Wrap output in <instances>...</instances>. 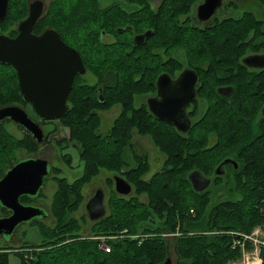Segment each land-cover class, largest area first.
<instances>
[{
    "label": "flooded vegetation",
    "instance_id": "1",
    "mask_svg": "<svg viewBox=\"0 0 264 264\" xmlns=\"http://www.w3.org/2000/svg\"><path fill=\"white\" fill-rule=\"evenodd\" d=\"M50 2L52 5L55 3L54 0ZM177 2L191 6V13L188 12L189 15L183 21V26H186L185 22L190 20L191 28H185L186 31L190 35L194 32L204 34L202 40L207 42L219 40L222 34L226 42H233L227 27L232 20L233 23H242L244 32L239 38L233 37L238 39L237 44L233 45L237 49L224 52L221 49L187 51L182 45L168 49L164 35L159 40L150 41L156 37L153 28L148 26L135 32L134 21L142 22V17L148 19L152 9H174ZM242 2L243 12L235 17V6ZM106 4L103 5L106 9L112 8L118 12L119 16L115 15L117 19L128 16L129 21L124 26H117L115 33L105 30L103 34L91 37L92 45L81 40V37L76 38L67 28L64 37L60 34L67 45L77 50L84 65L83 72L75 73L71 89L76 87L75 95L71 96L69 91L66 104L68 110L63 116L65 118L68 115L67 118L73 120L69 113L77 104L82 115L79 117L81 119L75 120L97 123L94 130L103 135H107L117 124H126L124 129L128 139L124 151L128 160L123 163L121 170L111 172L109 182L107 177L105 183L113 181V188L109 192L113 189L118 197L132 200L134 205L138 200L141 208H152L151 213L159 217L157 226L151 223L143 228L155 232L149 234L165 244V255L156 264H188L187 259L178 252V246L181 251L194 254L192 264H199L196 256V237L199 235H195L199 231L190 230L188 223L197 221L202 210L211 207L210 204L213 207H226L229 202L240 200L246 185V179L240 176L246 172L241 169L239 162L244 154L252 151L250 146L245 145L247 140L252 139L261 143L264 137V0H111ZM73 7L74 4H70L69 11ZM141 10L144 15L139 13ZM72 19L77 20L75 16ZM106 50L110 52L100 55L97 52ZM221 109L229 116L226 120L240 125L244 130L237 133L228 131L227 143L232 146L219 153L220 148L212 147L219 134V123L211 119H216L217 111ZM110 121L111 125L105 131L100 130L103 123L106 125ZM200 127L204 130L202 136L199 133ZM166 130L172 132L178 140L191 139L190 143L198 144L197 138L205 137V143L209 145L185 146L176 150L175 144L157 140L163 139ZM71 146L79 154V149ZM254 149L256 153L260 152V148ZM179 151L189 153L177 158L179 167L186 168L189 164L204 160L210 165H204V170L195 166L188 173V179L182 181L188 185L199 207L187 203L174 205L173 198L163 199L159 196L151 198L144 195L147 202L141 200L143 185L151 184L153 175L161 171L168 161L173 164L170 155H178ZM132 167H138L139 171L132 172ZM195 170L204 176L203 181L189 178ZM101 173L88 182L91 186L97 181L94 186H98L95 192L85 196L83 209L88 216L90 213L85 208L86 204L98 190L104 192L106 205L108 192L103 187L105 184L99 183L102 181ZM132 175H141V178H129ZM117 177L127 183L121 185V188L130 186L128 193L117 190ZM207 181V186L201 189ZM261 208L260 202L258 212L262 215ZM147 215L148 212L143 216ZM161 224L170 226L171 230L165 228L164 232L157 233ZM138 226L136 222V230ZM147 238L140 234L132 236L138 245L143 244Z\"/></svg>",
    "mask_w": 264,
    "mask_h": 264
},
{
    "label": "trees",
    "instance_id": "2",
    "mask_svg": "<svg viewBox=\"0 0 264 264\" xmlns=\"http://www.w3.org/2000/svg\"><path fill=\"white\" fill-rule=\"evenodd\" d=\"M27 1L28 0H9L8 15L6 19L0 22V25L2 24V27H4L10 20H18L26 17L25 15L28 13L29 8V3H27ZM54 1L55 3L57 2L56 0ZM74 2L73 13H71V15L76 14L75 18L77 17L78 20L80 19L81 25H86V22L96 20L94 23L99 33L100 29H115V25L112 24L113 18L108 14V11L111 10L107 8L101 11L100 0H74ZM64 3L65 1L61 0L60 4L57 6L54 13L55 17L51 15L54 9L51 8L52 4H49L43 16L38 20L35 26V33H41L51 27L64 37L66 27H64L65 20L63 13H65L64 10H66V12L70 10V6L68 7V5ZM157 12L159 11H156V13ZM166 12L168 13L166 14L167 18L173 13L171 10H167ZM159 14L160 12L155 16L152 10H150V16L147 17L151 19L149 27L154 29V36L158 35ZM153 16L157 17L156 20H154ZM78 28L80 29L81 26ZM84 29L86 30V27H84ZM227 29L231 35L230 38L236 41L237 44L238 39L233 37L239 38V36L242 35V32H244L243 24L232 22ZM97 31L91 29L90 34L87 33V36H97ZM178 32V35H182L184 39H186L189 34L187 31L186 34L180 30H178ZM16 34L17 31L11 36ZM172 35H175V31H173ZM166 40L168 49H173L178 45H182L179 44V42H181L180 37H176L174 41H170L168 38H166ZM185 42L188 48L184 45V49H197L194 43L189 44V42ZM210 43L211 42H205L207 46H202L200 50L206 51L208 48V50L220 51L221 49L222 51L225 46L229 44L225 41H214L213 44ZM230 45L231 47L229 50L237 49L236 45ZM17 80L18 76L16 69L10 64L0 63V107L18 103L20 105L23 104L22 106L27 105L20 94L19 81ZM126 81L127 80L124 82ZM75 88L76 87H73L71 96L75 95ZM69 114L71 118H74L73 120H69L67 118L68 115L65 117L66 119L64 116L59 119L70 129L68 144L66 143L65 146H62V150L71 147V145L79 149L78 157H80L81 162H83V168L81 169L82 173L70 183L64 177L59 178L57 182L59 185L53 196L54 202L50 210V212L56 216L57 222H55L56 224L53 227H47L46 225L40 226L42 230L41 234H44L45 237L43 243L34 244L35 246L25 245L28 248H32L30 249L31 257H25L24 254L20 257L18 251L14 253L18 255L23 264H156V261L158 259L162 260L165 255V244L160 243L159 239L147 238L141 245H138V241H133L132 238L108 239V243L104 241L100 246L99 240L89 237L79 238L80 235L72 234L73 231L81 229V223L78 222V219L74 218V215L85 200V196L83 195L85 184L97 176L102 169H106L109 172L122 169L123 163H126L128 160L124 151V148L127 147L126 141L128 138L124 129L126 124L120 123V126L117 124L116 127L114 126L111 128V131L107 135H103L94 130L97 123L75 120V118L81 119L79 117L82 115L77 104H75ZM5 120L11 119L6 118L0 122V177L11 165L21 160L16 159V153L19 149L33 151L38 147V143H40L31 133H28L27 130L21 138L14 136L5 126ZM41 122L43 123L45 121H40V124ZM218 133V137L212 146L214 148H222L225 145V139L223 138L225 135L219 137L221 131ZM197 139L199 140L198 144L190 143L191 139L189 138H187L186 141L184 139L178 140V138L172 135V132L166 130L165 133H163V139L157 140L165 141L168 144H175L176 150H178L177 148L185 146H207L202 144L205 143L202 139ZM255 140L256 139L247 140L248 143L245 147L250 146L252 151L244 154L239 162L241 169L246 172L245 176L251 181L250 185H245V188H243L244 193L240 200L236 199L235 202H229L226 207H213L210 204L211 207H205V209L202 210V214L198 216L199 219L197 221L188 223V228H190V230L199 229L203 231L202 235L196 237L198 243L196 256L199 264H226L228 259L235 255L231 246L232 235L229 232L231 230L248 232L256 224L262 222L261 220L264 215L258 212V197L261 194L262 196L264 195V156H261L263 155L262 152H255L254 148H256L259 143H256ZM250 142H252V144L248 145ZM178 153V155H170V160L173 164L168 161L163 165L164 167L161 171L153 175V182L147 185L149 190H142H145V193L151 198L154 196H159L163 199L173 198L174 205H183L187 203L189 206L193 205L199 207L198 204H196L197 200L190 193L188 185L184 184L182 181L188 179V173L195 166L204 170V165H209V163L207 160L196 161L193 165H190L191 169L188 170L187 166L186 168L179 167L176 162L178 157L189 155V153H183L181 151ZM63 155L61 157L66 163L69 161L72 162V155L70 153L66 152L63 153ZM222 155L225 156L227 154ZM141 170L143 171V168ZM131 171H139V168L132 167ZM133 177L134 175L129 178ZM134 178H141V175H136ZM110 180L111 177L108 178V182ZM110 194H112L114 198L113 201L109 203V212L99 220L90 223L92 225L91 230L94 232L93 234H115L124 230L125 226L129 227L128 233L130 231L135 232L136 228L133 226V223L136 222L140 215L143 216L147 213V208H141L139 206L140 204L136 203L137 200L134 205L132 200H128L125 197H118L113 189L110 190ZM115 196L117 197L116 199ZM36 197L37 196L24 195L21 197V200L23 203L33 204L32 201L35 200ZM0 209H3L1 212L5 213L2 215H7L9 213L1 205ZM180 210H184V208ZM48 216L49 213L46 217ZM42 218L43 217H39L37 219ZM82 218L86 219L85 216ZM155 225L157 226V224ZM209 230L213 231V233H205ZM76 236L78 237L67 242L68 239ZM220 241H223L224 244ZM46 246L50 247L45 248ZM98 246H100L101 249ZM106 246L112 247V252L108 253L104 251L107 250ZM3 248L5 249V247ZM178 251L181 253L180 246H178ZM183 252L190 254L185 250H183ZM261 253L263 258L262 264H264V248H262ZM9 262L10 253L8 251L1 253L0 251V264H9ZM188 264H192V262Z\"/></svg>",
    "mask_w": 264,
    "mask_h": 264
},
{
    "label": "rangeland",
    "instance_id": "3",
    "mask_svg": "<svg viewBox=\"0 0 264 264\" xmlns=\"http://www.w3.org/2000/svg\"><path fill=\"white\" fill-rule=\"evenodd\" d=\"M30 1H33V0H28L27 3L30 4ZM50 1H52V0H43V2H45L44 12L46 11V8L49 6V4L51 3ZM56 1H57L56 3L51 5V8L54 9V12H52L51 14L54 17H55V14H54L55 10H56L57 6L60 4L61 0H56ZM63 1H65L64 4L69 5V6H70V4H75L74 0H63ZM110 1L111 0H100V3L102 4V6L100 7L101 8L100 10L104 11L106 9V7H105L107 5L106 3L110 2ZM129 1H132V0H121V2H129ZM249 1H255V0H249ZM243 3L244 2L240 3L239 6H235L236 7L235 8V17H239L241 15V13L243 12V9H244ZM176 4H177V7H174V9H171V12H173V13L170 14L169 18L166 17V14H168L166 11L170 10V8L165 9V11L164 10L159 11L160 14H159V19H158V23H159L158 35H155L156 37L151 38L150 41L159 40V39H161L160 37H162V35L166 36V38H168L170 41H174V40H176V37H180V41L182 43L179 42V44H182L183 47L186 44L185 41H187V42H189V44L194 43L195 48H197L198 51H200V48L202 49V46H204V45L207 46V44H205V42H207V41L202 40L203 37L205 36L204 34L194 32V34H191V35L188 34L186 39H184L182 37V35L181 36L178 35L179 34L178 30H180L181 32L186 34V29L191 28V26H189L190 20L185 22L186 26H183L184 19L189 15L188 12L191 13V9H190L191 6H188V5L184 6L182 3H178V2ZM103 5H105V6H103ZM109 9L111 11H108V14L112 16V18H113L112 24L115 25L114 26L115 28H117V26H124V24H126L129 21L128 16H126L125 18L116 19L115 15L119 16L118 12L116 10L115 11L112 10V8H109ZM64 11H65V13H63L64 14V20H65L64 21V27H66L68 31L70 30V32L72 34H74V36H76V38L81 37L80 38L81 40H84L88 45L89 44L92 45L93 40L90 39L92 36H90V37L87 36V33L90 34L91 29H95L97 31V27L94 23L96 20L86 22V25H84V24L81 25L82 23H81V21H79L77 19V17H76L77 20L72 19L73 16H76V14L71 15V13H73V10H71V11L68 10L67 12H66V10H64ZM156 11L157 10L152 9V12H153V14H155V16L157 13H159V12L156 13ZM120 12L123 15L122 10ZM28 13H29V8H28ZM139 13L144 15V12L142 10ZM70 16H71V18H70ZM155 16H153L154 20H156V18H157ZM26 17L18 19V20H15V19L10 20L6 25H4V27H2V24H1L0 25V34L3 33V34H8V35H13L16 31H18L17 28L19 27L20 22L22 20H24ZM231 22L229 24H231ZM78 24H79V26H81L82 29L78 28L79 27ZM150 24H151V19H146L145 17H142V22L141 21H139V22L134 21V23H133L134 28H135V32L142 31V30L146 29ZM84 27H86V30L84 29ZM103 31H105V30L100 29V33L97 31L98 35L103 34ZM106 31L115 33V29L106 30ZM173 31H175V35H172ZM37 34H40V33H37ZM118 34H121V33L118 32ZM225 38L226 37L222 34L220 36V39L216 40V41H220V42L225 41L226 42ZM230 39H232V38H230ZM210 44H213V41ZM230 44L234 45V44H236V41L229 42V44L227 46H225V48L222 50V52H224V50L225 51L229 50V48L231 47ZM185 46H186V48H188L187 45H185ZM87 50L89 51V49H87ZM186 50L187 51H193V49H190V48L186 49ZM207 50H208V48L206 49V51ZM208 51H212V49L208 50ZM97 52L100 55V54H104V53H107L110 51L106 50V51H97ZM123 76H125V75L123 74ZM16 105H20V104L18 103ZM22 105H20V106L24 107L26 109V111L32 117H34V119H37V117L35 116L32 108L30 106H28V105L22 106ZM217 112H218L217 118L216 119L213 118L211 120H214L215 122L219 123L218 128H219V131H221V134L219 135V137H222L223 135H225L223 137L225 139V145L222 148H220V150H219L220 151L219 153H221V152H225V149L232 146V145L227 143V140L229 139L228 131L232 130V132L237 133L236 131L241 132L242 130H244V128L238 124H235L232 121L226 120L229 116L227 115L226 112L223 111V109H221L220 111H217ZM110 125H111V121L108 122L106 125H105V123H103L102 129H100V130L105 131L104 129H106ZM5 126L11 132V134H13L14 136H16L18 138L23 137L25 132H26V130L21 125H19L18 123L14 122L12 120H5ZM41 126L44 130L43 132L45 133V140L41 143H38L39 144L38 147L36 149H34L33 151H28L27 149H19L16 153V159L19 160L22 158H27L29 156H38V157L46 158L49 160L51 166L53 167V169L51 170L52 172H51L50 176L48 177V179L46 180V183H45L46 185H45V187L43 186L40 195L37 196L36 199L32 201L33 204L39 205V206L43 207L45 210H47L49 213V216L42 218V219H35L36 221L33 220V221L24 222V223L19 224L15 230L13 237H11V238L8 236L6 237V236L0 235V247H1L0 249H2L1 251H3V253H5L7 251L10 253L9 264H23V263H21L22 260L14 252L18 251L20 253V257H21L22 256L21 249L23 247H25L26 244L35 246L37 244L43 243V239L45 237H44V234H41L42 230H41L40 226H45V225L47 227L48 226H50V227L55 226V224H56L55 222H57V219H56V216L53 215L52 212H50V210L52 209V204L54 202L53 196H54V194L58 188V185H59L57 183L59 178L64 177L70 183L74 179H76L78 176H80L82 173L81 169L83 168V162H81L80 157H78L79 154L77 152V149L72 148V146H71L70 148L67 147V148L62 150V146H65L66 143L68 144V140L70 138L69 128L67 126H65L59 119L45 121L44 123H41ZM119 126H120V124H119ZM235 128H236V130L234 131ZM203 131L204 130L202 129V127H200L199 133L201 136H202ZM204 138L205 137L200 138V139L206 141V139H204ZM259 143H260V141H259ZM259 143L256 147L260 148V152H262V154H263L261 156H264V138L262 139V142L260 144ZM139 144H141V141ZM202 144L207 145V146L209 145V143L208 144L202 143ZM241 145H243V144H241ZM66 152L70 153L72 155L71 156L72 162L69 161L68 163H66L64 161V159L61 157L63 155V153H66ZM190 165H193V163L188 165V170L191 169ZM101 172L102 173H101L100 177H101L103 182L100 181L99 183L105 184L103 187L108 192V194L105 198V203L107 206L106 208H107V213H108L109 212V208H108L109 203H111L113 201V198H114L113 195L110 194V192H109V189L113 185V181H111L110 183H107V182L105 183V181H106L107 177L108 178H109V176L112 177V174H111V172L107 171L106 169H102ZM245 175L240 176V178L241 179L245 178L246 179V185H250L251 181ZM96 183H97V181H96ZM96 183H93L90 186L87 182L84 186V194L83 195L88 196V194L95 192V190L98 188V186H94ZM86 186H87V188H86ZM142 189L149 190L147 185H143ZM145 192L146 191L143 190V192H141V194L143 196L147 195V193H145ZM111 195H112V197H111ZM143 196L140 199L146 200V202H147L146 197L145 196L143 197ZM261 196H262V194L259 195L258 200H259V203L261 201V203L263 205L264 204V195L262 197ZM116 198L117 197L115 196V199ZM26 202H28V201H26ZM136 203L140 204L138 200ZM83 204H84V202L78 208V210H76L75 215H74L75 216L74 218L78 219L79 220L78 222L81 223V229L78 231H73L72 234L78 235V236L80 235L79 238L89 237V238H92L95 240H99L100 246L104 241H106V243H108L107 242L108 239L115 240V239H120V238H132L133 234H135V235L140 234L142 237H148L149 239H151V238L157 239V237L154 238V237H152L151 234H149V233H155V232H153L151 230L149 231L148 229H143L144 227H146L148 225L150 226L151 223L157 224L159 221L158 220L159 217H157L156 215H153L151 213L152 208L147 209V212H148L147 216L140 215V217L137 218L136 222L139 223V226L137 227V230H135V232L130 231L128 233L127 228H129V227L125 226L124 230H121L120 232L115 233V234H110V235L109 234H101V235L98 234V235H95V234H93L94 232L91 230L92 225L90 224L93 221H91L89 219V216L86 215L85 209H83L84 208ZM259 206H261V205H259ZM2 210L3 209H0V215L5 214V213L1 212ZM83 216H85L86 219H83L82 218ZM142 221H144V222H142ZM261 221L262 222L256 224L248 232L239 231V230H235L234 232H231V231L229 232L232 235L231 246L233 249L232 251L235 252V255L230 257L226 264H247L249 262H250V264H255V263H251V262L256 261V258H255V256L257 255L256 253H259V257H260V251L256 247L260 246V244L262 243L260 240H262V237L264 236V233H262V232L255 233V230L257 228L264 227V218ZM136 222L133 223V226L135 228H136ZM165 228L170 229L171 227L170 226L165 227L163 224H161V226L158 228V230L156 232L157 233L164 232ZM194 230L199 231V232H197L198 234H195V235H202V233H203V231H201L199 229H194ZM221 232H223V231H221ZM238 233H241L240 234L241 236H239ZM243 233L250 234V236H253L255 238L254 240L251 238L250 239L248 238V240H246L245 250H243L244 248L242 247L241 242H238V239L242 238ZM78 236L68 239L67 242L71 241L72 239L77 238ZM193 236H194V234H193ZM239 237H241V238H239ZM233 245H237V246L234 248ZM100 246H98V247L101 249ZM3 247H5V249ZM49 247L50 246H46L45 248H49ZM106 249L107 250H104V251H106L108 253L112 252V250H113L112 247H110V246H108ZM256 251H258V252H256ZM181 254L183 255L182 257L187 259V261H186L187 263H190L193 260L192 258L195 257L194 254H191V253L188 254V253H185L183 251H181ZM29 256L31 257V251L29 252ZM260 258H261V264H262V262H263L262 253H261Z\"/></svg>",
    "mask_w": 264,
    "mask_h": 264
},
{
    "label": "water",
    "instance_id": "4",
    "mask_svg": "<svg viewBox=\"0 0 264 264\" xmlns=\"http://www.w3.org/2000/svg\"><path fill=\"white\" fill-rule=\"evenodd\" d=\"M8 9L9 0H0V22L7 17ZM44 10L43 0L30 1L29 13L20 22L17 34H0V63L10 64L16 69L24 101L40 119L51 120L62 117L68 110L66 104L73 78L77 71H84V65L77 50L67 45L55 29L47 28L41 34L34 32ZM6 118L21 125L38 142L44 141L42 126L29 116L24 107L16 104L1 106L0 121ZM49 170L48 159L31 156L15 162L0 177V205L9 212L0 216V235L11 237L19 224L47 216L48 212L43 207L23 203L21 197L37 195L46 183ZM203 177L200 171L195 170L189 178L203 181ZM115 181L118 191L129 192L130 186L121 188L127 184L123 178L117 177ZM103 194L98 190L86 204L91 221L106 215Z\"/></svg>",
    "mask_w": 264,
    "mask_h": 264
},
{
    "label": "bare ground",
    "instance_id": "5",
    "mask_svg": "<svg viewBox=\"0 0 264 264\" xmlns=\"http://www.w3.org/2000/svg\"><path fill=\"white\" fill-rule=\"evenodd\" d=\"M6 19V18H5ZM32 108V107H31ZM33 110V109H32ZM33 112H34V110H33ZM29 114V113H28ZM34 114H35V116L37 117V119H34V117H32L30 114H29V116H31L32 117V119L33 120H36V121H42V119H40L37 115H36V113L34 112ZM57 119H60V117H58V118H54V119H51V120H57ZM44 121V120H43ZM49 121V120H48ZM40 123V122H39ZM45 134V133H44ZM44 140H45V135H44ZM20 161V160H19ZM18 162V161H17ZM51 170L52 169H50L49 171H50V173H49V175L48 176H46V178H45V182H46V180L48 179V177L50 176V174H51ZM45 184V183H44ZM46 185V184H45ZM45 185H44V187H45ZM43 188V187H42ZM42 188H41V190H42ZM41 190L39 191V193L37 194V195H35V196H38L40 193H41ZM34 205H36V204H34ZM37 206H39V205H37ZM41 207V206H40ZM9 214V213H8ZM7 214V215H8ZM3 216V215H2ZM37 218H39V217H36V218H34L33 220H35V219H37ZM32 221V220H31ZM262 228H263V230H262ZM258 232H262V233H264V227H261V228H257L256 230H255V233H258ZM236 233V232H235ZM239 234V236H241L240 234L241 233H238ZM250 236V234H246V233H243L242 234V238L241 237H239V238H241V239H238V242H241V245H242V243H246V240H248V238L245 240V236ZM250 239V238H249ZM251 239H255L253 236H251ZM264 239V236L262 237V240ZM240 245V244H239ZM237 245H233V247L235 248Z\"/></svg>",
    "mask_w": 264,
    "mask_h": 264
},
{
    "label": "built area",
    "instance_id": "6",
    "mask_svg": "<svg viewBox=\"0 0 264 264\" xmlns=\"http://www.w3.org/2000/svg\"><path fill=\"white\" fill-rule=\"evenodd\" d=\"M261 212H262V214L264 215V204L262 205V208H261ZM262 230H263V228H262ZM247 238H251V236H245V240L247 239ZM262 243L260 244V246H257L256 248H258L259 249V251H260V257H261V250H262V247L264 248V239L263 240H260ZM242 247L244 248L243 250H245V247H246V245H245V243H242ZM256 252H258V251H256ZM255 252V253H256ZM257 255L255 256V258H256V261H254V262H251V263H255V264H261V258L259 257V253H256ZM246 263V262H245ZM247 264H250V262L249 263H247Z\"/></svg>",
    "mask_w": 264,
    "mask_h": 264
}]
</instances>
